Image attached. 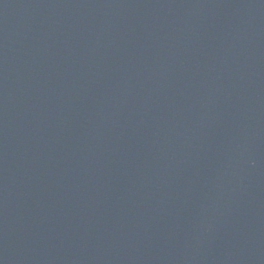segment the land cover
Masks as SVG:
<instances>
[{"label": "water", "instance_id": "obj_1", "mask_svg": "<svg viewBox=\"0 0 264 264\" xmlns=\"http://www.w3.org/2000/svg\"><path fill=\"white\" fill-rule=\"evenodd\" d=\"M0 264H264V0H0Z\"/></svg>", "mask_w": 264, "mask_h": 264}]
</instances>
